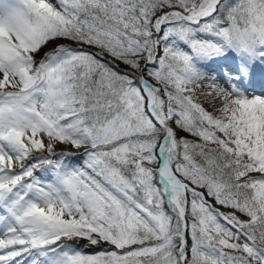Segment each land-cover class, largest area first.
I'll return each mask as SVG.
<instances>
[{"label": "snow or ice", "instance_id": "snow-or-ice-1", "mask_svg": "<svg viewBox=\"0 0 264 264\" xmlns=\"http://www.w3.org/2000/svg\"><path fill=\"white\" fill-rule=\"evenodd\" d=\"M0 264H264V0H0Z\"/></svg>", "mask_w": 264, "mask_h": 264}, {"label": "bare ground", "instance_id": "bare-ground-1", "mask_svg": "<svg viewBox=\"0 0 264 264\" xmlns=\"http://www.w3.org/2000/svg\"><path fill=\"white\" fill-rule=\"evenodd\" d=\"M254 87H255V90L257 91V93H259L262 90L261 85L258 81L254 84Z\"/></svg>", "mask_w": 264, "mask_h": 264}, {"label": "rangeland", "instance_id": "rangeland-1", "mask_svg": "<svg viewBox=\"0 0 264 264\" xmlns=\"http://www.w3.org/2000/svg\"><path fill=\"white\" fill-rule=\"evenodd\" d=\"M257 94H259V93H257Z\"/></svg>", "mask_w": 264, "mask_h": 264}]
</instances>
